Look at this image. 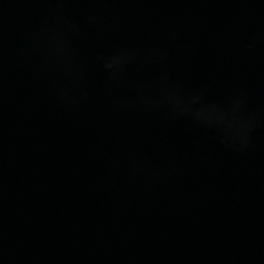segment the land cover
<instances>
[{
  "label": "water",
  "instance_id": "1",
  "mask_svg": "<svg viewBox=\"0 0 264 264\" xmlns=\"http://www.w3.org/2000/svg\"><path fill=\"white\" fill-rule=\"evenodd\" d=\"M0 264H264V0H0Z\"/></svg>",
  "mask_w": 264,
  "mask_h": 264
}]
</instances>
